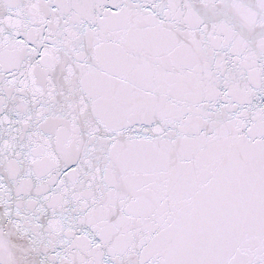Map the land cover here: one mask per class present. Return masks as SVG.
Returning <instances> with one entry per match:
<instances>
[{
  "label": "snow or ice",
  "instance_id": "1",
  "mask_svg": "<svg viewBox=\"0 0 264 264\" xmlns=\"http://www.w3.org/2000/svg\"><path fill=\"white\" fill-rule=\"evenodd\" d=\"M0 264H264V0H0Z\"/></svg>",
  "mask_w": 264,
  "mask_h": 264
}]
</instances>
